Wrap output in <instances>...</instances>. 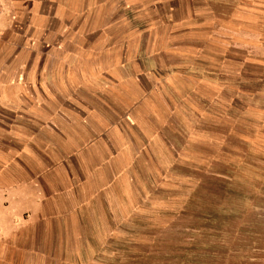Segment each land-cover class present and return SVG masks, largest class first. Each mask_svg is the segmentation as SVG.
<instances>
[{"label": "rangeland", "instance_id": "rangeland-1", "mask_svg": "<svg viewBox=\"0 0 264 264\" xmlns=\"http://www.w3.org/2000/svg\"><path fill=\"white\" fill-rule=\"evenodd\" d=\"M239 5L237 0H130L132 42L145 44L148 53L162 63L153 68L160 75L157 107L146 105L142 96L131 99L145 114L140 127L145 126V118L151 119L164 144L157 151L159 159L134 164L130 183L117 179L89 202L81 201L86 197L80 186L84 171L103 169L114 174L116 168L93 161L102 133L86 110L68 111L66 123L43 119L47 99L32 95L31 133L45 154L36 151L31 160L20 159L12 178L15 162L10 154L20 146L21 134L27 139L28 123L23 122L19 141L14 143L10 114H0L4 148L0 154V264H181L185 250L177 243L183 220H201L200 214L186 209V202H200L211 192L222 191L224 181L208 177L227 175L260 182L259 175H264V47L251 49L245 37L240 46V36L232 32L234 14L241 13L236 11ZM4 9L10 10V0H0V14ZM166 46L167 50H161ZM141 54V50L135 52V56ZM14 69L3 70L9 75ZM147 69L152 73L150 66ZM131 70L137 71L134 66ZM107 84L99 82L100 87ZM10 106L21 120L23 103ZM82 118L88 123H82ZM109 120L112 117L107 114L106 125ZM123 132L125 137L133 135L128 125ZM63 173L68 179H60ZM30 176L34 187L28 182ZM44 177L52 181L50 193L44 191L51 190L49 186L36 187Z\"/></svg>", "mask_w": 264, "mask_h": 264}, {"label": "crops", "instance_id": "crops-1", "mask_svg": "<svg viewBox=\"0 0 264 264\" xmlns=\"http://www.w3.org/2000/svg\"><path fill=\"white\" fill-rule=\"evenodd\" d=\"M237 1L240 5L236 11L241 13L234 14L232 32L240 36V46L245 37V45L251 49L264 47V0ZM129 6L130 0H10V10L4 9L0 14V114H10L14 143L19 141L23 122L28 123L27 139L21 134L20 146L10 154L9 159L15 162L11 165V178L20 159L31 160L36 151L41 156L45 154L31 133V115L35 114L29 99L36 94L47 99L43 119L57 118L58 122L66 123L68 111L82 109L102 133L93 161L109 163L116 171L109 174L103 169L93 172L86 169L80 181L81 193L86 196L82 202H89L116 184L117 179L130 183L135 163L159 159L157 151L164 144L161 133L151 125V119L145 118V126L140 127L145 114L142 107H135L131 96H142L146 105L157 107L156 95L161 91L156 79L160 75L153 68L162 63L148 53L145 44L132 42ZM167 49L168 46L161 50ZM138 50L142 52L140 57L135 56ZM8 66L15 67L9 75L3 70ZM131 66L137 71L133 72ZM100 81L107 82V87H100ZM115 84L119 85L114 88L117 92L110 90ZM15 102L23 103L21 120L10 111V104ZM107 114L112 117L108 125ZM81 120L88 123L84 118ZM137 121L138 128L133 129ZM127 125L133 132L129 137L123 132ZM50 127L57 130L54 125ZM107 128L111 129L105 131ZM0 150L1 154L2 143ZM210 176L209 180L224 181L222 191L211 192L212 196L200 202H186V209L200 214L201 220L191 217L183 220L177 243L185 250V261L181 264H264V175H259L257 184L227 175ZM32 177L28 182L34 187ZM47 179L50 177L42 178L36 187L41 190L51 187L52 181ZM60 179L68 177L63 173ZM48 190L50 193L52 187L44 191Z\"/></svg>", "mask_w": 264, "mask_h": 264}]
</instances>
